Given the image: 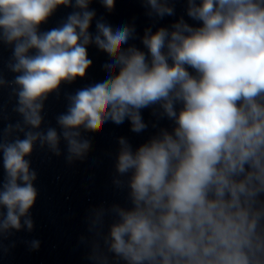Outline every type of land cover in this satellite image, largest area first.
<instances>
[{
  "label": "clouds",
  "instance_id": "clouds-1",
  "mask_svg": "<svg viewBox=\"0 0 264 264\" xmlns=\"http://www.w3.org/2000/svg\"><path fill=\"white\" fill-rule=\"evenodd\" d=\"M97 2L111 14L117 0H0V46L11 48L7 69L15 74L9 81L0 71V90L10 89L21 118L0 129V257L15 247L4 244L13 232L35 227L38 173L29 157L37 145L59 157L63 141L69 164L84 161L92 150L84 133L125 122L143 133L142 113L151 109L171 127L135 148L117 138L112 183L127 189L129 206L91 210L92 239L81 237L88 259L264 264V0H138L154 21L176 17L142 35L134 22L97 18ZM177 3L185 5L179 16ZM60 7L72 11L42 30ZM91 45L109 58L105 78L66 94L59 131L42 128L49 96L86 78Z\"/></svg>",
  "mask_w": 264,
  "mask_h": 264
}]
</instances>
